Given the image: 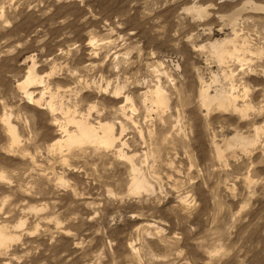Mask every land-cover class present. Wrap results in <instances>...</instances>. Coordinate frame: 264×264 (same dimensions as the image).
I'll return each mask as SVG.
<instances>
[{
	"label": "rangeland",
	"instance_id": "obj_1",
	"mask_svg": "<svg viewBox=\"0 0 264 264\" xmlns=\"http://www.w3.org/2000/svg\"><path fill=\"white\" fill-rule=\"evenodd\" d=\"M258 5L0 0V264H264V55L222 65L210 46L264 50ZM34 64L43 106L19 88ZM216 89L250 109H207ZM68 112L113 124L114 148L55 146Z\"/></svg>",
	"mask_w": 264,
	"mask_h": 264
},
{
	"label": "bare ground",
	"instance_id": "obj_2",
	"mask_svg": "<svg viewBox=\"0 0 264 264\" xmlns=\"http://www.w3.org/2000/svg\"><path fill=\"white\" fill-rule=\"evenodd\" d=\"M251 6V5H250ZM247 7V5H246ZM253 7V6H252ZM251 8V7H250ZM247 10L246 8H244ZM253 11L254 10H260V13L264 11V5H258L253 8H251ZM191 10L196 12L201 15L205 14L204 10L202 8L198 7H191ZM243 9H241L242 11ZM240 10H236L233 12L228 18L227 22H229L230 25L235 26L237 23L236 20H238L237 17H241L240 15ZM252 11V12H253ZM245 13V12H244ZM228 24V23H227ZM229 42L228 40H224L219 42L216 41L215 43L211 44V49L213 52V56H215L218 60L219 63L222 65L226 63L227 59L233 58L236 59L239 62H247V55H255L257 56H263L264 55V50H257L256 53L252 52L251 50L248 49V45L245 42V45L241 49H237V47L232 51H227L224 49L225 44ZM243 45V44H242ZM239 45V46H242ZM256 50V49H255ZM212 55V54H211ZM214 57V58H215ZM35 64L29 69L28 75L26 79L19 85V88L21 91H24L23 93L26 94L27 99L34 103L37 106H43L44 98L46 95V89L43 91H36V92H31L30 88L35 87L36 89L39 88H44V78L40 77L38 73L36 72L35 69ZM218 79V78H217ZM214 82V81H213ZM217 82V81H216ZM214 84V83H213ZM209 87V86H208ZM209 89V88H208ZM206 90V89H205ZM234 91V90H233ZM235 92V91H234ZM151 95V94H150ZM203 101H204V107L207 109L212 107L213 105L217 106V108L222 109V110H227V109H234L237 112L245 113L250 107L248 105L243 106V108H239L237 106V99L238 97L235 96L234 93L230 94L225 90H217L215 92V95H210L209 90L205 91L203 93ZM55 98V97H54ZM149 98V97H148ZM152 100L155 105L159 107H164L167 105V98L166 94L161 88H157L154 92H152ZM48 108L50 109L51 112H55L58 110L56 105L53 103V101L48 104ZM159 109V108H158ZM218 109V110H219ZM60 110V109H59ZM65 110V109H64ZM67 112V111H66ZM63 115V114H62ZM126 115V113H125ZM67 118L66 120V125L61 128L62 130V136L59 140L56 141L55 146L59 145L61 148L68 147H79L81 144H89V145H99L103 147L104 149L110 148L115 146L117 139L115 137V130L113 128V124L110 123H102L101 121L98 124V126L93 125L90 123L89 118L82 117L78 119V117L73 116L70 112H68L66 115ZM6 125L9 128V132L11 133L12 136V141L14 145H17L19 142L18 134L17 132L14 131V127L11 125V123L7 120H5ZM71 125L73 127V130L75 131H70L69 126ZM62 125V123H61ZM122 126V124H121ZM123 129V127H121ZM59 134V133H58ZM256 139V138H255ZM254 139V140H255ZM248 139V137H244L242 135H235L234 143L239 146H249L250 144H254L256 141ZM114 148V147H113ZM119 156L128 158L123 150H120ZM128 160L131 161V159L128 158ZM132 172L137 175L138 170L136 169L135 166L131 168ZM132 187V186H131ZM135 192H139L141 190H147V182L144 180H141L139 177L135 176L133 178V187ZM22 226V225H21ZM15 240L12 239L10 236L7 235L6 231L4 228H0V246L2 247L8 246L10 242H14ZM133 250V249H131Z\"/></svg>",
	"mask_w": 264,
	"mask_h": 264
}]
</instances>
